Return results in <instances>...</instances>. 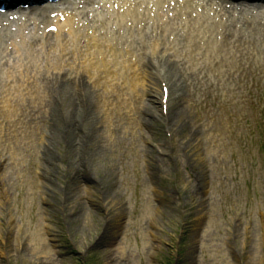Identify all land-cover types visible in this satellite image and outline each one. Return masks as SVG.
I'll return each instance as SVG.
<instances>
[{
	"label": "rangeland",
	"instance_id": "obj_1",
	"mask_svg": "<svg viewBox=\"0 0 264 264\" xmlns=\"http://www.w3.org/2000/svg\"><path fill=\"white\" fill-rule=\"evenodd\" d=\"M257 56L230 75L160 68L133 103L82 81L61 101L58 81L0 111V264H264Z\"/></svg>",
	"mask_w": 264,
	"mask_h": 264
},
{
	"label": "bare ground",
	"instance_id": "obj_2",
	"mask_svg": "<svg viewBox=\"0 0 264 264\" xmlns=\"http://www.w3.org/2000/svg\"><path fill=\"white\" fill-rule=\"evenodd\" d=\"M238 11L239 10H237V9H233L234 13H236ZM127 19H128V21L130 20L132 22V28L136 27L138 25L143 28V27H146L147 25L151 24L150 19H143L139 16L138 13H136V17L127 14L126 20ZM141 19H143V20L140 21ZM189 19H190V22H194V18L189 17ZM122 23H123V20H122ZM185 24H188V23L185 22ZM202 25H204V24L202 23ZM186 28H188L189 30H193V28H196V27L194 24V27L192 28V26L189 24V25H186ZM211 29L214 30L213 34H214L215 38H216V36L221 35V41L224 44L228 43V40L226 39L228 29H226L225 32H223V31L220 32L219 29H216L215 25ZM203 32H206V30H203ZM205 35L206 34H204V36H200L201 38L198 37V39L200 40L199 42L201 44L204 43V45L202 47L206 48L202 52V54L198 55V58L189 59L186 56V52H185V57H182L183 51L180 52L179 54H172L171 52L168 54V52L165 49L159 48L158 46H152L149 48L148 53L145 56V63L147 62L148 65L146 64V67L143 70L140 68V70L137 71L136 66L130 65L129 62H131V60L126 57L120 63L121 66H119V69L120 70H126V72L129 71L130 73H125L124 76H121L116 81H119V80L127 81L128 85H131L128 89H130L132 92H135L134 87L136 85L138 87L139 83H141L140 85H144L145 83L148 84L147 82L151 83V80H150L151 79V73L160 69V68L163 70H165V69L168 70L163 75L166 76L169 73V76L171 77L170 80L179 79L182 76V73H184L186 70H189V69H191V71H196V72L202 71V73H204V72L216 73V72L221 71V68L225 67L226 68L225 72H228L229 71L228 68L231 65L236 63V59L238 58V55H231L230 51H229V47H228V49H226L224 46L217 48L214 45H211L210 39L212 37L206 40ZM209 35L212 36V33H209ZM10 40H16V38L12 37ZM243 40H244V38L240 37V41H243ZM247 45L251 48V46L258 45V41L248 43ZM237 46L241 47L242 44L239 43V44H237ZM113 49H115V48H113ZM255 49L261 50V51L264 50V41L262 42V46L256 47ZM238 51L241 52L240 50H238ZM241 58H242V56H241ZM254 60H263L264 61V57L257 56V57H254L253 61ZM100 61L102 64H105L106 66H108L107 64H109L108 62L110 60H107V59L102 57V59ZM90 66L96 67V64H94L93 62H90ZM89 69L90 68H86L85 70L82 68L77 69L76 79H79L83 76L85 78L88 77L87 80H90L91 82H93L94 77L96 75L87 74L86 72ZM163 70H162V72H163ZM67 73H68V71H66L65 69H58L52 73L46 74L43 77L39 76L40 77L39 80L40 81L47 80V79L55 80L56 78H58V80H61V82H62V87H60L61 85L58 86V87H60L59 92H61L60 94L63 97H65L66 95H71V94H67L68 91H67V87H66V84H68V85H71V84H69L68 81L64 80L65 78H68L71 76V74H67ZM119 74H121V73H118V71L116 69H114V70H110L108 73H106V76L108 78H111V77H115ZM155 74H158V72H156ZM223 75H227V74H223ZM78 76H79V78H78ZM36 77H38V76H36ZM60 78H64V79H60ZM36 82L37 81H35V83ZM27 84L28 83L21 84L19 81H17L15 88H13V90H12L14 92V96H17L19 98L22 94L21 91L26 89ZM114 86H116V85H112V88ZM149 94H151V96H155V94L153 92H149ZM12 97L13 96H11L10 99L8 97L5 98L4 100L0 99L1 105H4L5 117H7V115L12 110V104L14 102L13 100H11ZM104 97H105V101H109L107 99L110 98L111 96H110V94H105ZM71 99H72V97H71ZM133 101H135V98L132 99V103H133ZM150 111H151L150 106H148L147 113H150ZM92 112H93V110L89 109V111L87 112V115L92 114ZM161 113H162V111H161ZM87 117L88 116H86L81 121V124H80L81 126H82L83 121H85V119ZM167 117H168V121L170 124L172 112L169 113V111H168ZM72 123L75 124V122H73V121H72ZM85 139H86V135L82 134L80 136H77V138H75V141L83 143L85 141ZM82 207H80L81 210H82ZM84 211H85V208H84Z\"/></svg>",
	"mask_w": 264,
	"mask_h": 264
}]
</instances>
